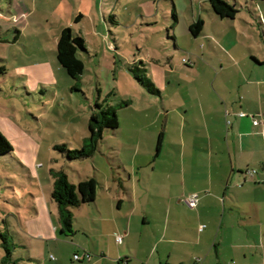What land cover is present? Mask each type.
<instances>
[{"label": "crops", "instance_id": "crops-1", "mask_svg": "<svg viewBox=\"0 0 264 264\" xmlns=\"http://www.w3.org/2000/svg\"><path fill=\"white\" fill-rule=\"evenodd\" d=\"M91 1L95 7L98 5V14L104 19L109 10L105 0ZM259 3V0L245 2L248 15H242L236 8L242 4L234 0L232 5L237 9L234 18L219 17L209 6L206 11L215 16H209L215 25L210 31L204 28L206 20L199 14H192L183 22L182 36L189 45L184 48L187 59L181 61H188L186 72L190 79L165 82L174 96L167 108L166 86L160 78L157 82L150 78L159 94L145 89L143 95L149 102L159 97L162 108L158 112L164 115H154L161 121V129L148 135L153 156L138 164L143 176L137 181L142 185L140 194L153 197L156 208L145 207L141 211L137 208L136 180L120 162L127 184L121 180L117 186L107 184L101 193L108 201L109 214L98 203L96 192L95 200L85 203L93 206L92 224L63 234L53 201L59 227L52 231L48 226L50 237H45L40 229L29 235V230L23 227L20 232L14 231L19 242L15 243L13 238L10 242L6 237L12 249L17 246L26 249V264H264V129L252 123L253 118L264 121V12ZM70 14L67 24L60 25L50 42V50L60 67L56 45L61 30L69 26L73 33L83 37L80 29L73 30ZM90 16L79 9L74 22ZM197 19L203 21V26L201 33L193 36L189 25ZM178 38L174 28L173 49H179ZM86 49V53L78 54L81 60L82 54L90 53L87 46ZM141 64L146 71L145 63ZM239 112L246 115L240 117ZM136 140V146L140 147L142 139ZM130 164L135 170V162ZM247 169L255 170L251 178L245 174ZM190 193L198 194L194 209L182 202V197ZM51 213L49 210L50 216ZM155 215L158 225H151L150 230ZM137 226L144 230L147 239L131 247L129 238ZM57 231L61 239L55 238L56 233L53 237ZM117 231H124L126 237L120 244L114 237ZM50 240H54L53 245ZM84 252L91 254L89 260L73 259L72 255ZM25 258L11 252L5 264H25Z\"/></svg>", "mask_w": 264, "mask_h": 264}, {"label": "rangeland", "instance_id": "rangeland-1", "mask_svg": "<svg viewBox=\"0 0 264 264\" xmlns=\"http://www.w3.org/2000/svg\"><path fill=\"white\" fill-rule=\"evenodd\" d=\"M236 1L242 4L236 5L239 12L248 15L244 5L249 0ZM259 1V9L261 6L264 12V0ZM104 2L109 10L103 19L98 14V5L95 7L91 0H0V65L6 68L0 75V132L12 146L10 154L0 156V234L10 242L12 238L19 242L14 231L20 232L21 227L29 230V235L40 229L45 237L52 235L49 228L53 231L59 227L55 203L50 197L51 169H62L75 184L80 179L94 178L98 182V203L109 214L108 201L101 193L107 184L117 186L119 180L127 184V175L120 166L123 162L136 180L137 208L140 211L145 207L156 208L153 197L146 198L139 192L142 185L137 180L143 175L138 164L152 158L148 135L161 129V121L154 115L164 113L158 112L162 108L159 97L152 102L145 98V88L129 67H141L143 61L145 75L154 82L159 78L163 81L165 107L170 106L173 89L165 82L190 79L186 72L189 63L181 61L187 59L184 48L189 45L182 36L183 22L192 14H199L206 20V31L213 30L215 25L209 19L212 14L206 11L210 4L208 0ZM229 2L232 5L234 0ZM79 9L89 12L90 19L81 17L79 23L74 22ZM173 11L178 24L171 16ZM68 12L73 30H81L90 50L89 55L82 54L84 71L77 80L56 63L50 50L52 35L59 31L60 25L67 24ZM172 26L179 36V49H173ZM97 100L116 106L119 127L103 131L92 157L68 161L54 145L65 143L70 149L80 148L82 136L89 135L88 121ZM123 100L130 105L118 106ZM137 138L142 139L140 147L136 146ZM133 161L137 165L135 170L130 164ZM125 204L128 207L129 201ZM71 211L75 216L73 228L92 224L93 206L82 204ZM156 217L149 224L150 230L151 225H158ZM138 226L129 238L131 247L147 239ZM57 233L53 232V237L57 238ZM116 233L124 235V231ZM50 241L53 245L54 240ZM8 244L15 256L28 255L24 247L12 249ZM64 247L68 248L66 244ZM5 254L0 244V264Z\"/></svg>", "mask_w": 264, "mask_h": 264}, {"label": "trees", "instance_id": "trees-1", "mask_svg": "<svg viewBox=\"0 0 264 264\" xmlns=\"http://www.w3.org/2000/svg\"><path fill=\"white\" fill-rule=\"evenodd\" d=\"M211 9L219 16L226 18H234L237 9L225 0H208ZM172 18L177 21L176 13L172 12ZM203 21L197 19L189 25V30L193 36L201 33ZM173 27V26H172ZM86 45L84 38L72 32L69 26L64 27L58 37L56 45V58L59 64L64 68L69 77L77 80L84 71V63L79 58V53H86ZM133 77L151 94H159V89L145 75V69L137 65L129 67ZM6 68L0 65V75L4 74ZM100 94V90L97 89ZM98 94V97H99ZM129 101L123 100L118 106H127ZM119 120L117 116V108L108 103L95 102L88 121L89 135L82 141L80 148L70 149L65 143L55 144L54 149L61 153L68 161L89 158L97 149L98 142L102 138L105 129L114 130L118 127ZM161 141V133L158 137V145ZM12 151L9 141L0 132V156L7 155ZM53 181L51 198L57 204L58 221L63 234L73 233V213L71 208L81 204L91 203L95 200L97 192V181L92 178L82 179L79 182L71 183L67 175L62 170H50ZM1 246L6 254L2 259L5 264L11 257V248L9 247L7 238L0 234Z\"/></svg>", "mask_w": 264, "mask_h": 264}, {"label": "built area", "instance_id": "built-area-1", "mask_svg": "<svg viewBox=\"0 0 264 264\" xmlns=\"http://www.w3.org/2000/svg\"><path fill=\"white\" fill-rule=\"evenodd\" d=\"M183 61H185V60H183ZM245 115L246 114L243 113V112H239L238 113V116H240V117H243ZM227 123H229V120L227 121ZM252 123L254 125L260 124L262 126V128L264 129V121L263 120L253 118L252 119ZM254 173H255V170L254 169H247L245 171V174H246V176L248 178H251L254 175ZM182 202L189 209H194V208H196L197 203H198V194L197 193H190V194L184 195L182 197ZM114 237H115L116 243H118V244H120L122 242V240H123V235L122 234L115 233L114 234ZM51 258L53 259V256H51ZM90 258H91V254L90 253H87V252H84L82 255L81 254H74L73 255V259L74 260H80V259L89 260Z\"/></svg>", "mask_w": 264, "mask_h": 264}]
</instances>
